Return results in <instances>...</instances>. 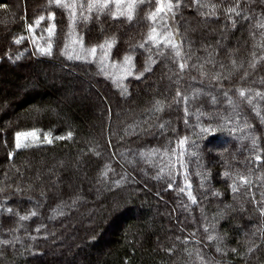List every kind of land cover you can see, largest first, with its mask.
<instances>
[{
    "label": "trees",
    "instance_id": "1",
    "mask_svg": "<svg viewBox=\"0 0 264 264\" xmlns=\"http://www.w3.org/2000/svg\"><path fill=\"white\" fill-rule=\"evenodd\" d=\"M64 2L0 0V264H264V0Z\"/></svg>",
    "mask_w": 264,
    "mask_h": 264
},
{
    "label": "snow or ice",
    "instance_id": "2",
    "mask_svg": "<svg viewBox=\"0 0 264 264\" xmlns=\"http://www.w3.org/2000/svg\"><path fill=\"white\" fill-rule=\"evenodd\" d=\"M144 2V0H91V2L87 5L88 10L89 11H99V12H105L106 10H110L112 3H114L115 7H116V12L112 13L113 18H117V17H126L129 21H131L133 19V14L135 12V10L137 9V7L142 4ZM157 7L155 9L154 12H151L148 15V19L150 21L156 22L158 20V18L160 20L164 21V27L168 28V24H167V14L168 13H172L174 11L175 7H178V4H173L172 0H166V2H163V0H155ZM50 3H54L57 6L60 7H64V8H68V9H72L74 8L76 5L74 3H65L64 0H50ZM229 11H234L233 9H229ZM164 15H161V14ZM71 15H75V13H71ZM45 18L44 17H40L35 23L36 25H39L41 23V21H43ZM49 19H54V17H49ZM85 19H87V17H85ZM258 27H264V24H260L258 25ZM55 30V26L52 25L50 26L47 31H48V35L51 36L54 33ZM29 31H32V27L31 25L29 26ZM17 43H19L20 41L17 40ZM148 42H152L153 47H157L160 44H163L164 47H170L171 49L175 50V55L177 57H179L181 55L180 51H179V45L175 40V36L174 33L169 29L165 34L161 35V33L158 32L157 28L154 26L150 29L147 40L145 41V44H147ZM145 44H141L140 47H144ZM106 45L107 47L111 48L112 46V42L110 41H106ZM101 48L105 47V45H100ZM42 54H50V46L49 49H40ZM92 53L94 54L96 49L92 48L91 49ZM126 60H129L130 58L126 57ZM185 64H180L179 67L181 69V71H183V69L185 68ZM252 67H255V64L252 65ZM149 70L146 68V71ZM225 95L227 96V93H225ZM239 95L241 97H245V92L244 91H240ZM257 96L261 95L259 92L256 93ZM177 96H180V93L177 92ZM231 102V101H230ZM159 103V102H157ZM205 131H207V129H205ZM21 136H33L36 137V133H26V134H21L18 133L17 134V148H20L22 146H27V145H22L20 143V138ZM38 139V137H36ZM45 139L47 140V137H45ZM49 143H51V141H48ZM184 141H180V144L183 145ZM257 161H260V157L257 156L256 157ZM181 191H183V189H181ZM189 198L193 200V203H195V199L191 196V193L189 192ZM23 219V218H22ZM209 239H211V237H209Z\"/></svg>",
    "mask_w": 264,
    "mask_h": 264
},
{
    "label": "rangeland",
    "instance_id": "3",
    "mask_svg": "<svg viewBox=\"0 0 264 264\" xmlns=\"http://www.w3.org/2000/svg\"><path fill=\"white\" fill-rule=\"evenodd\" d=\"M133 35H134V33H133V34H132V33H129V34H128V37L131 38ZM61 67H62V66H61ZM87 80H89V79L87 78ZM89 81H90V80H89ZM28 138H30V136H27V137H25V136H21L20 141H23V140L28 139Z\"/></svg>",
    "mask_w": 264,
    "mask_h": 264
}]
</instances>
